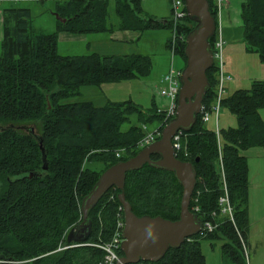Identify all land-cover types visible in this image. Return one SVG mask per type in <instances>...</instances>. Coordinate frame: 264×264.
<instances>
[{"label":"trees","instance_id":"16d2710c","mask_svg":"<svg viewBox=\"0 0 264 264\" xmlns=\"http://www.w3.org/2000/svg\"><path fill=\"white\" fill-rule=\"evenodd\" d=\"M42 1V0H40ZM58 20L57 31L41 34L31 24L27 8L2 11L3 40L0 54V264H99L106 253L97 245L109 243L115 232L120 203L119 191L112 188L90 213L93 231L86 244L71 247L69 231L82 221L81 204L100 176L110 167L135 157L142 149V127L127 133L121 126L129 115L139 113L143 125L163 122L155 112L145 117L129 103L95 108L91 103L62 104L61 101L84 85H101L150 75L149 57H64L58 53L60 33L74 35L111 34L110 0H52ZM121 31L145 32L171 29L169 21L160 22L144 15L142 0H114ZM211 14L216 18L213 2ZM2 4V3H1ZM217 19V18H216ZM243 39L247 52L264 62V0H245L241 5ZM195 24L187 19L177 30L176 54L186 64V38ZM216 37L210 43L212 50ZM217 68L207 77L210 89L204 106L216 100ZM50 107V108H49ZM222 107L238 119V128L209 130L198 117L187 133V155L177 156L195 164L198 196L197 215L203 222L219 211L222 195L218 165H224L229 197L234 208L235 225L229 220L208 236L200 234L180 248L170 250L156 264H206L201 250L204 240L225 241L223 258L230 264H246L245 246L249 227V164L243 151L259 147L264 151V80L255 81L250 90H239L224 98ZM145 122V123H143ZM14 126V128L12 127ZM33 126L42 137L48 169L43 170L38 141L16 127ZM163 130V129H162ZM117 157V152H124ZM152 156V160H158ZM199 159L198 163H195ZM90 161L103 165L102 171L86 169ZM37 174L30 178V174ZM125 194L133 212L142 217H162L177 221L183 189L174 174L145 165L127 174ZM194 198L190 210L194 205ZM69 247L58 251L60 246ZM123 256L121 250L118 251ZM139 264H152L141 262Z\"/></svg>","mask_w":264,"mask_h":264},{"label":"rangeland","instance_id":"374dc122","mask_svg":"<svg viewBox=\"0 0 264 264\" xmlns=\"http://www.w3.org/2000/svg\"><path fill=\"white\" fill-rule=\"evenodd\" d=\"M244 1L228 0V5L223 10L221 36L224 43L223 67L226 77H231L224 84L225 98L239 90H250L255 81L264 80V62H261L259 55L242 50L245 46L241 40L243 35L241 5ZM0 2L2 3V11L8 8L29 9L31 12V24L35 31L45 35L56 33L58 19L55 13V2L52 0H0ZM141 5L146 17L158 21L164 19L169 21L171 16L169 0H142ZM115 7V1L110 0L108 23L115 27L111 35L116 36L118 33L121 32L120 34H122L126 31L118 29L119 20ZM229 10L231 19L227 15ZM2 23L3 20L1 19L0 54L3 40ZM226 32L232 33L230 41L235 42L233 44L235 48H230L233 51L232 53H228L229 46L224 42L226 40ZM129 33H132V35L125 36L123 39L118 37L117 40L114 38V40L110 39V34L89 35V39H87L88 35L85 37V35H74L65 32L59 34L58 53L64 57H89L93 55L124 57L141 55L149 57L152 62L151 73L145 78L103 83L101 85H84L79 87L75 94L65 97L61 101L62 104L88 102L95 108L102 109L110 104L130 102L138 107L146 118L153 116L155 112L168 109V99L160 95V90L166 87L162 81L169 73L172 64V68L175 71H182L185 68V62L181 56L172 55L171 52L173 31L171 29H161L143 33L130 31ZM141 35V39L138 40ZM97 37L99 41L93 39ZM260 116L264 121V109L260 110ZM160 122H149L148 124L146 123V126L149 131H155L162 124ZM142 125L139 113H132L129 115L127 122L122 124L121 132L127 133L132 128H140ZM218 126L220 131L237 129L238 119L226 108L221 107L218 116ZM207 128L209 130L216 129L214 118L209 121ZM34 131L37 133L36 129ZM220 139L222 144L221 136ZM123 151L122 154L124 155L128 152L127 149ZM242 155L247 158L249 164V227L244 251L246 264H264V151L256 147L243 151ZM87 168L98 172L103 170V165L98 161H90L86 164ZM218 170L220 171V165H218ZM224 243L223 239L217 241L204 240L201 242V250L206 258V264H230L222 255ZM71 247H74V245ZM67 248L69 247L62 245L58 251Z\"/></svg>","mask_w":264,"mask_h":264},{"label":"water","instance_id":"95a60500","mask_svg":"<svg viewBox=\"0 0 264 264\" xmlns=\"http://www.w3.org/2000/svg\"><path fill=\"white\" fill-rule=\"evenodd\" d=\"M185 4L188 19L195 26L186 38L184 50L186 64L181 74L176 116L164 127L159 140L143 148L135 157L108 168L100 176L91 192L82 201V221L67 235L68 244L77 246L86 244L93 231L90 213L107 192L115 188L119 191L118 201L124 218L121 245L123 256L117 264L141 262L156 264L170 250L178 249L186 241L200 235L204 227L202 219L190 210L197 187L195 164L183 162L175 156L173 138L179 131L188 133L193 129L210 89L207 72L214 65L210 41L216 33V20L211 14L209 0H185ZM56 17L62 23L66 22L57 14ZM16 129L26 131L38 141L42 152L43 170L47 171V152L42 137L34 131V127L21 126ZM152 156L159 158L153 161ZM198 162L199 159L195 163ZM145 165L174 174L183 189L179 220L170 221L160 216L153 218L149 215L138 217L133 212L125 194L127 174L139 171ZM36 175L32 173L30 178Z\"/></svg>","mask_w":264,"mask_h":264},{"label":"built area","instance_id":"2783aa9c","mask_svg":"<svg viewBox=\"0 0 264 264\" xmlns=\"http://www.w3.org/2000/svg\"><path fill=\"white\" fill-rule=\"evenodd\" d=\"M171 4V16L169 22L172 25L173 31V41L171 43V52L172 55H176V44H177V30L182 28V25L186 23L188 19V13L186 9L185 0H169ZM213 2V9L216 15V41L214 43L213 53H214V65L217 68V75H218V85L216 87V100L211 107L202 106L201 112L199 114L201 118V122L203 124H208L209 121L214 118L215 119V134L220 141V129L218 126V116L220 112V108L222 107V102L224 100L225 94V82L230 80V77H226L224 72V63H223V54H224V43L222 40V17H223V10L228 5V0H211ZM1 2H0V18L2 16L1 10ZM173 66V64H172ZM169 73L164 77L163 84L166 87L160 90V95L167 98L169 101V107L166 111H160L159 114L163 115V122L162 124L154 131H149L146 125H142V130L145 133L143 139L139 142L138 147L143 149L152 143L156 142L160 139L162 129L176 116L177 108H178V98H179V91L181 87V74L182 71H175L172 68ZM198 116V117H199ZM187 138V133L183 131H179L173 138V148L175 151V156L177 157L179 154L187 155V147L185 140ZM122 151L117 152V157L121 156ZM220 183H221V190L222 195L219 199V211L218 213H213L210 220L203 222L204 227L201 232L204 236H208L209 234L216 231L219 226L220 222L229 220L235 225V218H234V208L231 204V200L229 197L228 186L225 176V170L223 162L220 158ZM198 196L194 198V205L191 211L194 214L200 212V208L197 205L198 203ZM123 230H124V218H123V210L120 207V214L118 215V220L115 228V232L111 241L102 246L101 249L105 251L106 257L104 261L100 262L99 264H117L119 259L121 258L118 255V251L121 250V245L123 242Z\"/></svg>","mask_w":264,"mask_h":264},{"label":"crops","instance_id":"0c3cea01","mask_svg":"<svg viewBox=\"0 0 264 264\" xmlns=\"http://www.w3.org/2000/svg\"><path fill=\"white\" fill-rule=\"evenodd\" d=\"M228 14V16H229V19H231L230 18V10L227 12ZM146 17V16H145ZM148 18V17H147ZM158 21V20H157ZM160 22H167V20L166 19H164V20H162V21H160ZM130 31H126V32H124V33H122V34H120V33H118V35H111L110 34V39H115V40H117V38L119 37L120 39L122 38H125V36L126 37H128L129 35H132V33H129ZM96 35H101V34H96ZM134 35V34H133ZM143 35V34H142ZM142 35L138 38V40L139 39H141V37H142ZM226 40L224 41L226 44H227V46H229V48H228V53H232L233 51H231V49L230 48H235V46L233 45L235 42H232V41H230V39L232 38L231 36H232V33L231 32H226ZM241 35H242V33H241ZM115 36V37H114ZM124 36V37H123ZM135 36V35H134ZM85 37H87V35H85ZM99 37V36H98ZM98 37L97 38H93V39H96L95 41H99V39H98ZM229 38V39H228ZM87 39H89V35H88V38ZM113 39V40H114ZM227 39H228V41H227ZM165 40V39H164ZM241 40L243 41V43H244V47H243V49L242 50H246V52H247V48H246V44H245V42H244V39H243V36H241ZM128 56H131V55H128ZM123 57V56H122ZM231 78V77H230ZM163 82V81H162Z\"/></svg>","mask_w":264,"mask_h":264},{"label":"bare ground","instance_id":"6f19581e","mask_svg":"<svg viewBox=\"0 0 264 264\" xmlns=\"http://www.w3.org/2000/svg\"><path fill=\"white\" fill-rule=\"evenodd\" d=\"M108 244V243H107ZM106 245V244H105ZM105 245H97V247L101 248L102 246H105ZM74 247H77V245H74Z\"/></svg>","mask_w":264,"mask_h":264}]
</instances>
